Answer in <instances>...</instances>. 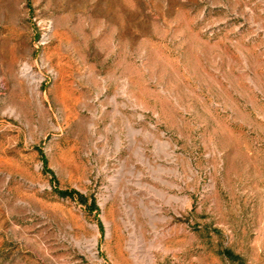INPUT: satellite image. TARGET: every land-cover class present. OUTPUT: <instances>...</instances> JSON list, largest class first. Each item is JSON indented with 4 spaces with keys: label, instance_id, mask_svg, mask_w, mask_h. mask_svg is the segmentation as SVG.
<instances>
[{
    "label": "rangeland",
    "instance_id": "obj_1",
    "mask_svg": "<svg viewBox=\"0 0 264 264\" xmlns=\"http://www.w3.org/2000/svg\"><path fill=\"white\" fill-rule=\"evenodd\" d=\"M0 264H264V0H0Z\"/></svg>",
    "mask_w": 264,
    "mask_h": 264
}]
</instances>
